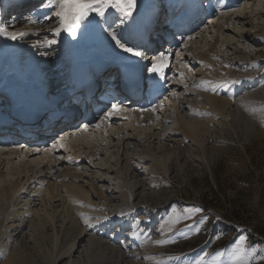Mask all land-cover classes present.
<instances>
[{
    "label": "rangeland",
    "instance_id": "374dc122",
    "mask_svg": "<svg viewBox=\"0 0 264 264\" xmlns=\"http://www.w3.org/2000/svg\"><path fill=\"white\" fill-rule=\"evenodd\" d=\"M192 1L197 5L193 7L195 12L205 13V15L200 17L202 22L198 20V23L199 21L200 23L195 24L197 26L201 25V27L197 28L194 33L207 29L204 38H199L196 42L191 43L198 47L194 53L189 48L183 47L187 45L188 35L185 37L182 36L183 33L180 35L174 32L169 33V29L165 28L166 26L168 28L172 27V24L169 25L170 22L168 23V21L177 20L175 16L179 17L183 13L185 7L187 8L188 6L187 2L174 8L172 7L174 2L169 3V0H137L136 11L132 18L125 23L121 24L119 22L118 13L113 9L109 10L105 19L108 25H112V30L117 31L119 29V33H124L127 26H131L132 29L135 28L132 22L136 23V20H138L139 11L153 10V17L151 19L148 18L146 30L139 34L142 35V38L138 41L139 47L145 50L147 54V59L140 63L143 70H145L144 64H146V67L150 66L151 63L149 61H152L150 59H152L153 54L158 50H162L163 39L171 38L176 43L183 40L170 55L173 67L171 71L173 73L176 69L186 70L189 79H195L187 88L172 85L173 82L180 80L178 75L172 78V81H169L168 88L170 91L165 97V100L167 98L169 100H164L166 104H163V107H165L160 109L158 121H161L160 123L166 131L177 130L180 126V116L186 117L188 115V119L191 117L192 119H190L195 121L194 133L197 134L196 130H198V133L201 132V134L193 135V138L191 134L175 133L172 138L177 140L176 142L171 143L168 139L162 141L159 139L155 141V146L151 149H145L148 152L151 150L156 156L161 154L164 148H168L169 151L172 150L174 155L172 154L170 158L169 165L172 167L170 169H165L162 164L152 160L153 156L150 153L143 152V148L138 146L142 142H135L138 153L145 160H148L140 164L139 160L135 159V165L140 164L138 167L140 176H128L125 168L122 167L124 161L120 168H118L119 165H113L116 168V173L94 168L95 164L102 162L106 158L104 155L101 157L103 160L95 161L93 165L91 164L93 166L91 169L92 173L87 169H82L83 167H89L88 161L80 166L81 169L74 168V165L62 164L56 172L60 174L64 169H68L96 175L94 171H97L107 181H113V183L98 181L96 183L99 187L106 189L108 187L114 188L115 185H118L119 188L117 189L120 190L122 188L120 191L123 194V191L126 194L129 191L128 182L132 183L141 179L144 185L139 190L140 194L138 195L140 196L136 199L135 197L129 198L132 205L129 208L116 209L115 203L119 204L121 203L120 201L107 203L104 200H100L99 196H94L96 194L90 193L88 191L90 187L85 185V182H88L87 177L74 183L70 180L66 181L69 182V186L73 184L78 186L81 193L84 194L79 193L84 196L83 200L85 201V204L79 206L80 209L84 210V214L81 215L78 214L80 211L72 200L71 203L70 201L64 202L65 200L63 199L52 202V204H48L49 201L48 203L44 202L47 199L45 188L48 186L47 182L50 178H44V184L36 185L34 189H30L26 193L16 191L17 197H15V201L12 204L11 212L18 215L24 214L29 210V215L31 214L32 216L30 217L27 214L28 218L24 224L17 220L16 222H4L0 218V264H71L72 262H69L70 259L75 260V264H158V262H167V264H264V41H261V43L252 42L260 35L259 33H254L256 25L258 26V19L249 20L250 23L248 25H246V19L241 20L237 28H245L251 31L248 41L250 44L245 47L246 50L249 49L248 52L250 51V53L245 55V58L251 64L258 63L259 68H240L239 73L234 78L242 81L228 80L231 77L232 66L229 64L223 66L222 60L213 62L212 66L206 67H202V64L198 61L189 64L191 52L193 55L196 54L195 59L198 58L197 54L199 52L209 53L208 47L214 42L215 32H217V27L212 26L210 28V25L218 21L217 15L224 10L219 7L211 16V13H208L210 5L219 3L221 0H202L205 8L203 6L204 10L201 11L197 10V7L200 8L197 3L200 0ZM242 2L248 7L251 4L249 0H242ZM46 4L47 0H38L37 2L26 0L24 3L0 0V27L9 30L7 31L8 33L25 31L24 29H32L37 25V22L31 23L30 21L33 20L28 19L29 17L41 20L42 18L40 17L45 16L46 26L51 28L53 23L54 29H56L59 25V20L54 15V8H48ZM28 11L31 14L30 16L27 13ZM90 19H92V23L82 25L75 42L78 47L82 46V41L79 37L83 32H88V43L93 47L95 56L96 54L104 53L105 58H108L111 53L115 52V48L111 47L112 49H110L102 44L104 37L100 35L98 30L101 24L96 22V18ZM15 20L18 22L12 24L11 21ZM263 21L262 18L261 22ZM260 27L264 29V26ZM107 33L109 34L108 31ZM167 33L169 34L165 36ZM231 35L234 36L233 34ZM261 35L264 36V31L261 32ZM36 39V37L33 38L26 35L16 39L15 43L21 45L20 48L24 51L28 47L30 49L33 48L32 50L35 53V46L28 41ZM11 40L8 34L0 32V81L1 79L8 81L13 78L16 82H21V85L27 87L26 85L29 84L27 88L34 89L33 87L38 86V84L33 81L30 71L18 72L19 65L15 64L14 59L17 55L20 58L22 53L12 50L11 46H9L12 42ZM128 44L133 46L129 42ZM239 45L244 46L241 42H239ZM259 48L262 49L260 50ZM70 53L67 52L60 56V60L63 62L62 65L66 67L65 69L68 73V81L72 80L71 76H73L71 69L72 56ZM231 53L237 57H242V54H237L232 49L229 51V54ZM83 56L84 53L83 55L81 54V57ZM85 56L83 57L84 59H86ZM35 57H37L36 53ZM87 62L89 64L90 60ZM106 71L107 69L100 70L98 75L95 71H92L91 74L92 76H100V79H102L105 77ZM113 74L116 75V73ZM110 76L112 75L110 74ZM180 82L184 84L183 81ZM51 86H48L45 91L48 97L51 96ZM187 89H190L191 93H187ZM39 93L43 94L42 92ZM173 97H176L175 100ZM213 97L221 100H218L217 104L211 103ZM182 99L183 101L186 100L183 102V107L175 111V107L171 106V103L175 101L179 107ZM136 101L140 102L138 99ZM70 102L72 103V98L67 97L60 104L66 105L69 108L68 110H71L72 105ZM80 107H77L73 116V119L77 120L73 122L67 120V124H62L61 120H57L55 122H60L59 124L51 122L53 123L51 126L41 128V130L37 128L34 132L32 130L31 133L33 132L35 136L39 135L35 139L29 138L26 141L23 136L25 131H17L16 133L22 139L21 141H16V146L19 147L24 144L25 147H21L22 153L20 157L13 159L12 167H15L16 164H22L27 159L42 158L48 160L53 157V154L55 157H64L69 154L66 150L54 153L52 151L54 144L58 146L62 143L63 146H68L69 142H76V150L80 149L81 152L82 146L88 141H104L109 138L110 133L105 127L95 128L94 126H89L88 128L90 129L87 131H81V128H77L81 125L84 116V107ZM106 109L102 108L104 115L108 111ZM93 110L97 112V115L101 113L97 117V121L103 119L101 110L96 111L95 108ZM63 114L65 113H62L61 118ZM155 123V125L152 124L147 128L151 130L156 126H160L157 121ZM31 125L35 126V124ZM42 129L49 130L47 137H51L50 140H47V137L40 139L43 137V131H45ZM50 129H52L51 132ZM159 131L157 129L155 134ZM191 132L193 133V130ZM129 133L132 135V132ZM129 133L126 131L124 135L128 137L130 136L128 135ZM66 135H69L67 137L69 140L66 138L61 141L60 137ZM9 136L11 137V135ZM89 137L90 139H88ZM38 140L46 142L47 146H49L47 152L28 158L25 157L27 148H33L30 145H33ZM26 143L29 145H26ZM113 143H116V141H113ZM10 149L6 147L1 149L0 152ZM113 151L114 148H111L108 149L107 153L112 154ZM2 156L9 155L4 154ZM119 157L124 158V155H112L113 159H118ZM29 174L35 175L33 172H29ZM8 180L12 184L19 180L16 184L19 188H22L21 191L27 188L25 180H21V177L15 174V171L12 172L9 169L0 178V194L6 187L10 186L4 185ZM119 182H121L120 185ZM57 183L60 184L61 182L57 181ZM37 188H40V193L36 192ZM7 191L9 193L12 192L10 190ZM57 193L63 196H70L63 187H59ZM126 194L123 196L128 198V194ZM100 195L102 196L103 194ZM68 203L70 206L75 207L76 210L70 212L71 214L67 221L63 222L67 213L66 210H68ZM197 207L203 211H190ZM129 211L130 214L128 215ZM36 214L43 216L46 214L49 218L55 215L58 217L57 220H59H55L53 224L51 221L46 224V222H39L38 218H35ZM115 216L117 219L112 220ZM122 217H126L124 222L120 219ZM69 219L72 220L68 221ZM86 219L87 223L85 222ZM17 226L21 228V234H19V230H15ZM99 237L112 242L110 250L114 254L109 250L107 259L102 257L103 247L96 246L90 252L86 250L88 240L91 238L100 240ZM241 237H245L246 240H241ZM160 241H163V243H160ZM73 244H75L74 248H72ZM72 250L75 255L70 258L69 251L71 252ZM61 254H64V256L56 261Z\"/></svg>",
    "mask_w": 264,
    "mask_h": 264
},
{
    "label": "bare ground",
    "instance_id": "6f19581e",
    "mask_svg": "<svg viewBox=\"0 0 264 264\" xmlns=\"http://www.w3.org/2000/svg\"><path fill=\"white\" fill-rule=\"evenodd\" d=\"M9 1L13 2V3H24L26 0H9ZM34 1L37 2L38 0H34ZM249 1H251L250 2L251 4L249 5V7L244 5L242 0H221L219 3H212L210 5V7L208 6L209 7L208 13H211V16H212V13L215 12L219 7H222L224 9V10H222V12H220V14L217 15L218 21H216L215 24L210 25V28H212V26L217 27V32H215L214 42H212L211 45L208 47V49H209L208 54L205 52H199L197 54L198 58L195 59L196 54L193 55L192 52L194 53V51L198 47H197V45L195 46L194 44H191L193 42H196V40L199 38H202V37L204 38V35L207 32V29H202V30L198 31V33L195 34L194 33L195 30L197 28H200L201 25L200 26L194 25V26H192L191 30H189V31L185 30L184 31L182 36H185V37L187 35L188 36H187V45H184L183 47L184 48L187 47L192 51L191 54L189 55V57H191L189 64H191V62L194 63V62L198 61L202 64V67L203 66L206 67V66H212L213 62H217L218 60H222L223 66H226L228 64L232 66L231 67V77L228 80L233 79L236 82L242 81L239 79L236 80L234 78V76L239 73L240 68H244V69L259 68L258 63L251 64L245 58V55H248L250 53V51L248 52L249 49L246 50L245 47H246V45L250 44V43H248V41H249L250 36H251V31L248 29H245V28H242V29L237 28V26L241 22V20L246 19L247 20L246 25H248V23H250L249 20L253 21V19L256 18V19H258V22H257L258 26L255 23L256 29L254 30V33H256V34L259 33L260 35L258 38L252 40V42L261 43V41H264V36L261 35V32L264 31V29L260 27V26H264V21L261 22L262 18L264 20V0H249ZM171 2H174L173 6H172L174 8L175 7L177 8L182 3L187 2L186 3L188 5L187 8H190L188 10L187 14H189V15L192 14L195 16V15H198V13H199V12H195V9H193V7L196 4L192 0L190 2H189V0H169V3H171ZM197 3L200 6V8H202L204 6L202 3V0L198 1ZM241 3H242V5H241ZM27 13L29 16L31 15L29 11ZM184 16L177 17V20L179 18L184 19ZM152 17H153V10H151V11H147V10L142 11L141 10V11H139V13L137 15L138 20H136V23L132 22L135 26L134 29H132L131 26H127L124 33H119V29L116 31V33L118 36L122 37V39L129 42L131 45L139 46L138 41H139V39L142 38V35H139V34H142L146 30L145 27L147 26V22L149 20L148 18L151 19ZM40 18H42V19L36 20V19L29 17L28 19L35 20L37 22L36 23L37 25L32 29H24L25 31H23V32L27 33L28 37H33V38L36 37L37 38L36 40H29L28 41L29 43H31L32 45L35 46V51H36L35 53H36L37 57H35V53L32 50L33 48L30 49V47H28L26 49V51H24L20 48L21 45L15 43V40H11L12 41L10 43L11 45L9 44V46H11L12 50H17V51H20L22 53L20 58L17 55L14 59L15 64L19 65V71L18 72H22L24 70H29L30 71L29 73L32 74L33 81L36 82L38 84V86H34V89H32V88H27V87L21 85L20 84L21 82L20 83L16 82L13 78L9 79L8 81H6L4 79H3L4 80L3 81L1 79V81L3 83L0 81V89H1L0 94L4 95L3 91H5L6 95H4V96L0 95V98H2V97L7 98L8 97L7 94L9 92L11 93L12 96L18 95V96H22V97L33 96L31 93L42 92L43 93L42 96L44 95L43 100H42V104H44V105L42 108H45L48 110H50L51 108H54V111H58L61 114L65 113V114H63V117L69 118V117H72L75 115L76 110H77V104L70 102V104L72 105L71 110H68L69 108L66 107V105H64L59 110V107L56 106V100L57 101H60V100L63 101V100H65V98L69 97V95L73 93L72 84L75 83V78H73V76H71L72 80H69V81H71V83H70V85H68V83H69L68 73L65 69L66 67L64 65H62L63 62L60 60V56L64 53L71 52L70 53L72 56L71 69H72L73 74L76 73L77 70L80 71L83 69H85V70L88 69L87 67L86 68L83 67L84 60H86V59L81 57V54L83 55L82 46L78 47L76 42H75V40L78 38V35L76 38H72L67 32H64V31H61V33L59 35H56L55 29H54V24L52 23L51 28H50V26H46V23H45L46 17L43 16ZM177 20L172 22V25H171L172 27H169V30H168L169 33H173V30L177 29V27L179 26L178 24H175L177 22ZM17 22L18 21H16V20L11 21L12 24H15ZM169 22L171 23V21H168V23ZM186 22L184 23V27H186L188 25ZM107 25H108V23L104 24V25H100V27L98 29L100 35L102 37H104V39H103L104 42L102 44L104 46H108L107 48H110V49H112L111 47L115 48L114 49L115 52L111 53L112 55L110 56V59H108V61H106V62H109L112 59H115L120 54L122 57V60L125 61V64L131 69V71L135 72L136 74L139 73L141 70H143V67L140 65V63H143L145 61V59H139V58L131 57L129 54H125L124 52L119 50L114 45V42L110 39V35L107 33V31H105V29L107 28ZM7 31H9V30H7ZM192 33L195 35H193ZM61 34H62V36H61ZM88 34H89L88 32H84L85 36H88ZM231 34H233L234 36H232ZM170 36H172V34H170ZM52 40H55L56 43L49 44L48 41H52ZM182 41H177V43H176L173 40H171V38H169L167 40L163 39L162 40V43H163L162 50L159 51V53L165 52V53L169 54V56H170L171 53L174 52V49L177 48L178 45ZM84 42H85L84 47H87V49H86L87 55H89L88 54L89 52L91 54L90 55L91 60H90L88 65H90L93 62L90 65V72H92V71H94V69H92L91 67L92 66H95V67L98 66V64L96 63V60H102L104 57V53H101L99 55L96 54V56H95V53H94V50H93V47L91 46V44L87 43V39H85ZM239 42L243 43L244 46L239 45ZM37 43H39V44H37ZM180 47H182V46H180ZM219 48H221V49H219ZM230 49L234 50V52L237 54H242V57H237L233 53L229 54ZM259 49L261 50L262 48H259ZM152 59H154V57H152ZM167 65H169V70L171 72L172 67H171L170 59L168 60ZM236 65H238V67H236ZM99 66L103 67L104 62L100 63ZM165 69H167V67ZM102 70H104V69H102ZM181 74H183V75H181ZM177 75L179 76L180 80L173 82L172 85H176L178 87L187 88L190 83H193V79H195V78H193L190 80L189 77L187 76L186 70L176 69L172 73V76L170 75V73H168L169 80L167 82H164L165 83L164 85H163V78L161 79L162 83H159V85H160L159 86V88H160L159 93L163 94L164 92H166L169 89L168 88L169 87L168 86L169 81L172 78H175V76H177ZM168 76H166V74H165L164 79L168 78ZM122 77H124V75L120 74V80H122ZM159 78H161V77L159 76ZM102 79L104 81H106L105 77ZM180 81H183L184 84H182ZM186 83H188V84H186ZM182 85H184V86H182ZM213 85H216V84H213ZM213 85H212V87H213ZM10 86H11V88H10ZM48 86L52 87L50 97H48V94H45V91H46ZM193 86H195V85L193 84ZM36 87L38 89H40L41 91L36 90L35 89ZM187 93H191L190 89H187ZM194 94H196V93H194ZM51 98H53V100H51ZM173 98L175 100L176 97H173ZM173 98H172V101H173ZM138 100H140V102H144V104L148 103V100L144 97L138 98ZM167 100H169V98H167L165 101H167ZM218 100L219 99H217V97H213L211 100V103L213 102V103L217 104ZM21 101H23V99ZM165 101L163 102V104H166ZM185 101H183V99H182L180 104H179L180 105L179 107H178L177 103L174 101L175 103L174 102L171 103V106L175 107V111H176V109L179 110L178 108L183 107V102H185ZM222 101H223V99H222ZM132 102L136 103L137 101H136V99H133ZM149 102H150V100H149ZM141 104H143V103H141ZM163 104H161V107L159 106V104H157V106H156L157 124L161 122L158 120H159L160 109L165 107V106L163 107ZM109 107H110V104L107 102V104L104 106V108L106 109ZM186 108H187V106H186ZM39 109L41 110V108H39ZM153 109H155V108H153ZM89 111L90 110H86V111L84 110V112H83L84 116H83L82 123L77 128H81V131H84V130H82L83 125L87 124L88 126H94L95 127V125L98 123L100 124L99 128L106 126L108 119L107 120L99 119L96 122L97 117H99V115H101V113L99 115H95L92 112L89 113ZM184 113H186V112H184ZM187 116L186 117H184L183 115L180 116V118H179L180 126L178 127L177 130L166 131L164 126L161 125V123H160V126H156V127L152 128L151 130H150V128H140L134 132H132L131 130H128L127 133L132 132V135H130L131 133H129L128 135H130V136H128V137L126 136L127 138L122 139L120 144L113 143V141L111 140L110 137L104 141H101V140H95L92 142L88 141L87 143H85L82 146L81 152H80V149L76 150V147H77L76 142H69L68 146L65 145L63 147H60V145H58V146L56 145L55 148L52 147V151L54 153H60V152H63L66 150L67 152H69L70 155L68 154L67 156H64V157H60V156L55 157V155L53 154V157H50L48 160L42 159V158L41 159L37 158L35 160L27 159V160L23 161L22 164H19V165L16 164L15 167H12L13 162H14L13 159L19 158L20 154L22 153L21 147H25L24 144H21V146H19V147L16 146V144H17L16 141H19V140L21 141V139H22L16 132L17 131H19V132L23 131L24 132L26 130L31 131V128H41V126L43 127L44 123H40V124L35 123V126L24 125L21 123H14L12 125V129L14 131L13 133H10V131H6L5 129L0 128V151H1V149L6 148V147L11 148L10 150H2V153L0 152V178L3 177L5 172L10 169V170H12V172L15 171V174H18V176L21 177V180H25V185L27 186L26 189L21 191L22 188H19V186L16 184V182L19 180H16V182H14L13 184L11 181L8 180V182H6L4 184L5 186L6 185H10V186L6 187L3 190V192L1 193L3 195L2 197L0 194V218L4 222H8V221L16 222V220H17V221H20L22 224H24L27 221V218H28L27 214L29 215V210H27V212L24 214H18V215H16V213L11 212V209L13 207L12 204L15 201V197H17L16 191L26 193V191H28L30 189L31 190L34 189L36 185L44 184V182H45V181H43L44 178H50V180L47 182L48 186L45 188L47 199H45L44 202L48 203V201H49L48 204H52V202L54 203L55 201H57L59 199H63V200H65L64 202L70 201V203H71V200H72L76 204L78 210L80 211V213H78L79 215L84 214V210L80 209V207H79L81 204H85V201L83 200L84 194L81 193L78 186H74L75 184H73L72 186H69L68 185L69 182H66V181L70 180V181H73V183L77 182V181L79 182V181H82L81 179L84 177L88 178V182H85L86 187H87V185H88V187H90V190H88V191L90 193L96 194V195H94L96 197L99 196L100 200H104L107 203H114L115 201H117V202L120 201L121 203H119V204L115 203L116 209L132 207V205L130 204L129 198L135 197V199H136L138 196H140V195H138V194H140L139 190L144 185L142 180L138 179L132 183L128 182L129 183V186H128L129 191H127L128 192L127 193L128 198H125L124 194H126V192L123 191L124 194L121 193L120 190H122V188L120 190H118L117 189V188H119L118 185H115L114 188H110L107 186L108 188H106V189L98 186V184L96 182H98V181L105 182V181H107V179L105 177L100 176L97 173V171H94L96 173V175H91V173H92L91 169L93 168V166H92L93 162L103 160L101 157L104 155V156H106V158L102 162L97 163L99 165L95 164L94 168H98L100 170H105L106 172H115L116 173V168H114L113 165H115V166L119 165L118 168H120L122 166V162L124 161V165L122 167L125 168L128 176H130V177H132V175L140 176L141 174H139L138 167L141 163L148 161V160H145L138 153L137 147L135 146V142H142V143L138 144V146H141L143 148V152L144 151L148 152L145 149H147V148L151 149L153 146H155V141H157L159 139L161 141L168 139V141L171 143L176 142L177 140L172 138V136L175 133H183V134L185 133V134H189V135L191 134L192 137H193V135L197 136V134L198 135L201 134V132L198 133V130H196L197 134L194 133L195 132L194 131L195 130L194 122L195 121L191 120L192 119L191 117H190L191 119L190 118L188 119L189 116L188 117ZM7 118H8V116L5 115L4 119H7ZM141 118H142V115L139 116V119H141ZM75 120H77V119H75ZM156 121H154L152 124H154ZM112 122H114V121H112ZM119 122H121V121H119ZM59 123L60 122H55L54 124H59ZM52 124L53 123L49 122V124L46 127L51 126ZM112 127L115 129H118L117 132H119V130L122 127V124L113 123V125L112 126L110 125L108 127V129L110 131H112ZM198 127H199V125H198ZM25 128H27V129H25ZM95 128H97V127H95ZM105 128H103V129H105ZM89 129L90 128H88L87 130H89ZM157 129L160 131L155 134V131ZM196 129H197V127H196ZM42 130H45V129H42ZM123 130H124V128H123ZM190 130L191 131L193 130V133ZM202 131H203V129H202ZM48 132H49L48 129L43 131V133H42L43 137L40 139L46 138ZM7 133H10L9 135L12 134L11 136H13V138L8 136ZM23 136L26 138L25 139L26 141H28L29 138L35 139V138H37V136L39 137V135L35 136V134H33V132L29 136H26L25 133H23ZM68 136L69 135H66V137H68ZM208 136H210V135H208ZM50 139H51V137H47V140H50ZM88 139H90V137ZM67 140H69V138H67ZM26 145H29V144L26 143ZM177 145H178V142H177ZM30 146H33V148H29V147L27 148L26 156H25L27 158L31 157L33 155L36 156V154H39V153L45 154L47 152V150L49 149L48 148L49 146H47L46 142L39 141V140ZM107 148L108 149L114 148L113 153L108 154ZM37 149H39V151H37ZM167 149L168 148H164V150L161 151V154H159L158 156H156V154L153 153L151 150H149L148 153H150V155L153 156L152 160L162 164L165 167V169H170L172 167H170L169 162H170L171 155L173 153H172V150L169 151V149L168 150ZM177 150H178V148H177ZM154 151H156V150L154 149ZM173 152H175V151L173 150ZM4 154H7L9 156H2ZM116 154H118V155L121 154L122 156L124 155V158L119 157L118 159H113L112 155H116ZM121 158H122V160H121ZM135 159L139 160L140 164L135 165V163H136ZM87 161L89 163V165H88L89 167H83L82 169H87L89 172H91L90 174H85L84 172H77L75 170L70 171L68 169H64L60 174L56 173L60 169L62 164L74 165V168H77V169L80 168L81 169L80 166L84 162H87ZM29 172H33V173H35V175L32 176L29 174ZM57 181H60L61 183L59 184V183H57ZM107 182L113 183L112 180H108ZM120 183L121 182H119V185H120ZM59 187L65 188L67 190V193L70 194V196H63V195L57 193V190L59 189ZM123 189H124V187H123ZM7 190H10L12 192L9 193V191H7ZM39 190H40V188H37L36 192L38 191V193H40ZM82 191L86 192L85 190H82ZM38 193H36V194L38 195ZM79 193H81L83 195H81ZM100 194H103V195L101 196ZM126 201H128V203H126ZM32 202H33V200H32ZM67 207H68L69 213H68V210L65 209L67 213L65 212L66 213L65 217H64L65 219L63 218L64 219L63 222L65 220L67 221V218L71 214L70 212L76 210L75 207H73L72 205L70 206L69 203H68ZM81 207H83V206H81ZM129 214H130V211H129L128 215ZM128 215H126V216L128 217ZM29 216L31 217L32 215L30 214ZM116 216H118V215H116ZM116 216H115V218H112V220L117 219ZM35 218H38L39 222L40 221L46 222V224H47V222L51 221V223L53 224V222L55 220H57L58 217L55 215L54 216L52 215V217H50L51 218L50 219L46 214L44 216L36 214ZM71 218H72V216H71ZM72 219H69L68 221H71ZM120 219L122 222H124L126 217H122ZM40 227H42V226H40ZM15 230H19V234L22 233L21 228H19L18 226ZM59 234H60V232H59ZM99 238H100V240H97L94 238H91L90 240H88V245L86 247V250L90 252V251H93L96 246L103 247L104 252L102 254L103 255L102 257L107 259L108 258L107 252L110 250V246L112 245V242H111V240L107 241L108 239L105 240L103 237H99ZM74 247H75V244H73L72 248H74ZM100 249H102V248H100ZM111 252L114 254L113 251H111ZM96 253H98V252H96ZM73 255H75V252H73V250L71 252L69 251L70 258H72ZM63 256H64V254L63 255L61 254V256L59 255V258L56 261L60 260V258H62ZM69 262H72L71 264H75V260L70 259Z\"/></svg>",
    "mask_w": 264,
    "mask_h": 264
},
{
    "label": "snow or ice",
    "instance_id": "6c2138e0",
    "mask_svg": "<svg viewBox=\"0 0 264 264\" xmlns=\"http://www.w3.org/2000/svg\"><path fill=\"white\" fill-rule=\"evenodd\" d=\"M46 7L54 8V15L59 20V25L55 29L56 35H59L61 31L67 32L72 38H76L82 25L86 23H92V19L96 18V22L101 25L107 24L105 19L106 14L110 9L115 10L118 13V19L121 24L131 19L134 12L137 9V0H47ZM50 18V17H49ZM36 23L35 20L30 21ZM105 31H109L110 39L114 42V45L122 52L129 54L131 57L139 59H147V54L139 46H129L128 42L118 36L115 30H112V25H107ZM0 32H5L10 36L12 40H16L27 35L26 32H7V29L0 27ZM49 44L56 43L55 40L48 41ZM170 59L169 54L160 52L154 57V62L149 61L152 64L150 71L157 76L163 77L165 68L168 66L167 62ZM183 75V74H181ZM125 111L120 104H112L110 111H107L103 117V120L110 119L113 115L119 114ZM155 111V109H153ZM88 125H83L84 131H87ZM95 127L99 128L100 124H96ZM66 136H61L60 140L66 139ZM56 145H53L55 148ZM63 147V144H60ZM39 151V149H37ZM190 211L201 212V208H194ZM123 215V214H122ZM87 223V219L85 220ZM241 240H246L245 237H241ZM163 243V241H160ZM241 250H243L241 248ZM158 264H167V262H158Z\"/></svg>",
    "mask_w": 264,
    "mask_h": 264
}]
</instances>
